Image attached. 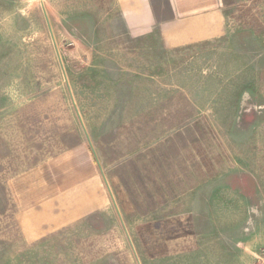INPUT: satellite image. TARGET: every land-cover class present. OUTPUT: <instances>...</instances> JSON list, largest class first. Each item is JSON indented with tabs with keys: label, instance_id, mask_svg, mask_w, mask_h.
<instances>
[{
	"label": "rangeland",
	"instance_id": "obj_1",
	"mask_svg": "<svg viewBox=\"0 0 264 264\" xmlns=\"http://www.w3.org/2000/svg\"><path fill=\"white\" fill-rule=\"evenodd\" d=\"M112 3L0 0V264H264V0L175 50ZM81 147L115 209L25 240L15 181Z\"/></svg>",
	"mask_w": 264,
	"mask_h": 264
},
{
	"label": "crops",
	"instance_id": "obj_2",
	"mask_svg": "<svg viewBox=\"0 0 264 264\" xmlns=\"http://www.w3.org/2000/svg\"><path fill=\"white\" fill-rule=\"evenodd\" d=\"M111 1L127 32L155 33L165 48L175 50L221 38L227 26L225 12L234 0ZM89 156L81 147L56 164L18 177L15 219L25 240H41L93 213L109 214L115 209L114 195L112 201L104 195L103 168L95 157L89 161Z\"/></svg>",
	"mask_w": 264,
	"mask_h": 264
},
{
	"label": "trees",
	"instance_id": "obj_3",
	"mask_svg": "<svg viewBox=\"0 0 264 264\" xmlns=\"http://www.w3.org/2000/svg\"><path fill=\"white\" fill-rule=\"evenodd\" d=\"M90 144V143H89Z\"/></svg>",
	"mask_w": 264,
	"mask_h": 264
}]
</instances>
